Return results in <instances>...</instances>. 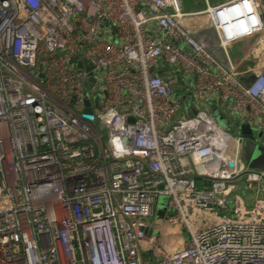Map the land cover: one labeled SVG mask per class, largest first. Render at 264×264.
I'll return each mask as SVG.
<instances>
[{"label":"built area","instance_id":"2783aa9c","mask_svg":"<svg viewBox=\"0 0 264 264\" xmlns=\"http://www.w3.org/2000/svg\"><path fill=\"white\" fill-rule=\"evenodd\" d=\"M207 1L0 0V264H264V173L230 132H264V67L228 55L261 6ZM243 177L261 197L228 219Z\"/></svg>","mask_w":264,"mask_h":264},{"label":"crops","instance_id":"0c3cea01","mask_svg":"<svg viewBox=\"0 0 264 264\" xmlns=\"http://www.w3.org/2000/svg\"><path fill=\"white\" fill-rule=\"evenodd\" d=\"M224 0H214V5L223 2ZM261 6V18L264 23V0H256ZM209 3V0L207 1ZM204 3V0H203ZM209 6L211 4L209 3ZM213 6V5H212ZM205 3L204 8L194 9V10H187L184 13H200L205 10ZM195 23L205 24L206 16L199 15L195 20ZM206 26L204 25L203 28ZM229 59L231 63L235 66H238V70L241 73L240 79L244 80L246 83L250 82L253 76V72L259 71L264 67V37H253L247 40H244L240 43H237L230 47L228 51ZM214 113H217L216 109H214ZM218 114V113H217ZM242 126L248 127L245 124L236 125L235 128H240ZM234 128V129H235ZM261 132V131H260ZM259 145L264 148V132H261V137L259 138ZM244 152V147H243ZM242 153V146L240 148V156ZM261 197L260 195H255L253 191H249L247 188L239 186L236 192H233L228 197L227 206L229 209L232 208V212L226 215V218H237L240 213L243 216H247L245 211L247 209H252L255 205L256 198ZM239 200V204L237 201ZM241 212H240V211Z\"/></svg>","mask_w":264,"mask_h":264},{"label":"rangeland","instance_id":"374dc122","mask_svg":"<svg viewBox=\"0 0 264 264\" xmlns=\"http://www.w3.org/2000/svg\"><path fill=\"white\" fill-rule=\"evenodd\" d=\"M179 8L182 12L187 11V10H194V9H198L199 6L200 8H204V3L203 0H177ZM209 3L211 5H214V0H209ZM172 69V68H171ZM90 81L92 82L93 79H90ZM189 90H187L186 92H182L178 94V98H175L176 101L179 102V104L183 107H185L186 109H191V106H193L194 103H192V98L189 96ZM184 102V104L182 103ZM216 108V103L215 102H208L206 110L207 113L211 116H216V113H214V109ZM222 114L219 113L216 118L217 120L219 118H221ZM248 129H250L254 136H257L258 141L256 142V148L261 147L259 145V138L261 137V132L256 128V127H247ZM234 132H232L233 134ZM242 146V153L240 156V163L242 164L243 168L245 169L246 172H261L264 173V151L261 150H257L251 153H248L246 155L245 153V148H244V152H243V145ZM264 150V149H263ZM243 180L244 177L240 180L239 185L244 187L243 185ZM162 198L159 199V204L157 206V209L154 213V215L152 217H149V221L154 223L156 225V229H163V224H164V218L163 216H160L158 214L159 212V208H161L162 205Z\"/></svg>","mask_w":264,"mask_h":264},{"label":"water","instance_id":"95a60500","mask_svg":"<svg viewBox=\"0 0 264 264\" xmlns=\"http://www.w3.org/2000/svg\"><path fill=\"white\" fill-rule=\"evenodd\" d=\"M80 67V65H79ZM89 70V69H88ZM93 82H91V85H92ZM96 101V99H95ZM86 105H88V103L86 102ZM86 113L89 114V112L86 111ZM191 114L194 115V111H191ZM86 118L90 119L91 117L90 116H87ZM218 125L219 127L222 129V130H227V125H226V122L225 120H223L222 118H219L218 120ZM231 133H233V135L238 138L239 140V143L241 145L244 146L245 148V153L246 155L248 153H251V152H254V151H257L258 149L262 151H264L262 147H259V148H256V142L258 141V138L257 136H254L253 132L248 129L247 127L245 126H242L240 128H235L234 130L230 131ZM261 148V149H260ZM253 173H259V172H253ZM165 201H166V198L162 197V205L161 208H159V212L158 214L160 216H164V204H165Z\"/></svg>","mask_w":264,"mask_h":264}]
</instances>
